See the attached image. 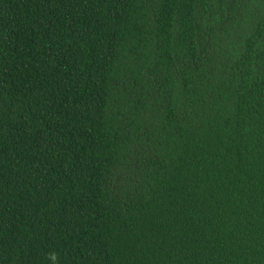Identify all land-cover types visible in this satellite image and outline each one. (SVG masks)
<instances>
[{"label": "trees", "instance_id": "1", "mask_svg": "<svg viewBox=\"0 0 264 264\" xmlns=\"http://www.w3.org/2000/svg\"><path fill=\"white\" fill-rule=\"evenodd\" d=\"M0 264H264V0H0Z\"/></svg>", "mask_w": 264, "mask_h": 264}]
</instances>
